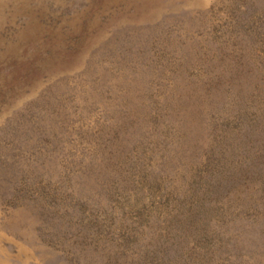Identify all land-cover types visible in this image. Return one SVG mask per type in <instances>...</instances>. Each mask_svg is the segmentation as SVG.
<instances>
[{"label":"rangeland","instance_id":"374dc122","mask_svg":"<svg viewBox=\"0 0 264 264\" xmlns=\"http://www.w3.org/2000/svg\"><path fill=\"white\" fill-rule=\"evenodd\" d=\"M0 264H264V0H0Z\"/></svg>","mask_w":264,"mask_h":264}]
</instances>
